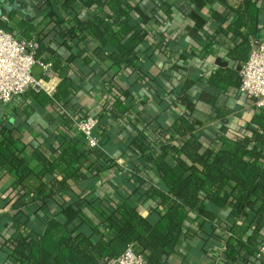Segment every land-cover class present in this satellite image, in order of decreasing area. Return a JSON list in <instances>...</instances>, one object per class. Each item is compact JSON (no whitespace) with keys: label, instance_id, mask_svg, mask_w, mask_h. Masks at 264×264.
I'll use <instances>...</instances> for the list:
<instances>
[{"label":"trees","instance_id":"1","mask_svg":"<svg viewBox=\"0 0 264 264\" xmlns=\"http://www.w3.org/2000/svg\"><path fill=\"white\" fill-rule=\"evenodd\" d=\"M202 1L223 4L237 16L228 25L233 39L227 54L231 60L237 62L236 67L234 70L219 69L209 76V81L220 87L230 83L238 84L240 66L248 58L251 41L258 38L259 8L253 0ZM8 2L10 5L0 2V14L4 13L13 18L15 12L19 11L24 15V10L16 7L14 0ZM34 2L37 5H50L51 19L59 15L55 5H60L58 10L63 11L64 19L69 25L56 31L59 43H68L74 49L80 36L86 34L97 42L94 50L99 62L116 64L121 70L129 72L126 77L139 75L146 83L149 80L150 87H158V75L151 77L146 68L145 58L152 60L154 57L148 40L162 41L169 48L172 45L166 40L163 41L160 33L152 32L153 37H150L142 21L169 17L170 6L167 2L154 0L158 8L150 14L144 11L147 15L140 10V0ZM80 9L86 12L79 15ZM137 12L142 14L140 19L134 17ZM210 17L209 20L214 25L224 21L222 14L215 10L210 11ZM21 25L27 29L23 33L25 37H31L33 32L37 35V57L43 51H50L42 42V32L35 31L24 16ZM0 28L12 31L2 21ZM215 33L216 29L214 35ZM81 63L84 65L86 62L82 59ZM106 80L110 84L108 91H115L106 110L114 118L122 117L130 110L126 96L132 89L117 87L116 82L109 77ZM162 81L163 84L166 82L164 79ZM77 89V81L63 79L52 97H48L41 90L36 92L28 89L24 94L34 97L41 105L54 102L65 106ZM173 95V102H177V99L181 102L190 100L184 86L175 88ZM101 117L99 115L100 122ZM252 123L256 126L252 136L238 139L222 136L221 146L216 150L201 145L198 136L194 134L196 125L185 112H179L169 127L160 126L150 137L140 134L134 140L141 150V156L131 166L133 183L123 180L127 185V195L115 206L90 194H85L77 201H65L60 194L68 190L69 179L85 177L80 171L81 158L93 159L94 170L89 177L97 176L111 166L113 160L103 155L105 145L103 137L97 131L98 148L88 147L81 150L62 139L57 153L53 152L56 153L54 156H47L37 149L27 156L17 146L10 130L3 129L0 140V168L10 172L14 176V182L9 193L0 201L3 203L0 224L6 225L10 222L12 230L9 235L0 239V249L3 250L0 255L3 262L0 260V264H100L104 259L119 256L130 245L135 252L144 254L148 264H163L174 253L180 238L192 233L187 225L191 214L199 218L200 227L203 225L202 241L209 245L221 241L226 262L243 264L240 252L258 251L259 245L264 242V236L257 231L258 225L255 231L244 237L252 223L255 221L258 224L264 214V109L253 115ZM179 138L181 140L178 143ZM252 140L255 145L249 147ZM31 158L41 163L48 175L46 182L42 181L41 173L30 169ZM154 174H157L158 181L150 183V177ZM145 196L160 198V207L156 209L155 218L142 215L137 210L138 202ZM204 202V207L212 210L226 204L231 205L230 222L225 227L223 238L213 233L212 221L207 224L201 217L205 209ZM53 204H57L58 209L45 210L33 227L29 225L30 231L24 229L29 223L24 208L38 213V210L49 208ZM85 205L92 209H106L103 219L90 221L84 215ZM248 209L254 211V220L252 223H241V218L247 215ZM205 224L208 229L204 228Z\"/></svg>","mask_w":264,"mask_h":264},{"label":"crops","instance_id":"2","mask_svg":"<svg viewBox=\"0 0 264 264\" xmlns=\"http://www.w3.org/2000/svg\"><path fill=\"white\" fill-rule=\"evenodd\" d=\"M2 1L3 4L10 5L8 0H0ZM140 1L142 3L140 10L145 15L158 8L154 0ZM164 1L170 6L169 17H157L158 21L148 18L146 22L141 19L150 37H153L152 32L160 33L162 40L172 45L169 48L162 41L148 40L154 57L152 60L145 58L147 60L145 62L148 75L151 77L158 75L159 84L154 88L149 86V80L146 83V80L139 75L126 77L125 75L129 72L121 70L116 64L108 61L99 62L94 50L97 42L86 34L80 36L74 49H71L72 46L68 43H59L56 31L69 25L64 19L63 11L58 10L59 4L55 5L59 15L51 19L49 17L50 5L45 6L44 3L37 5L34 0H14L15 6L20 9L22 7L24 10L23 16L26 21L35 31L42 32V42L50 49V51H43L40 58L50 61L51 67L44 70L36 65L32 69V74L43 80L44 88L41 91L48 97H52L63 79L77 81L78 89L65 106L54 102L41 105L34 97L25 94L20 99L15 98L9 103H0V140L2 130L9 129L17 146L24 150L27 156L36 149L47 156H54L62 139L82 150L88 148L84 138L69 128L60 110L64 109L74 113H96L102 116L97 132L103 137L105 145L103 155L113 160L111 166L98 173L97 176L89 177L94 170L93 159L81 158L80 171L85 177L68 180V190L60 193L63 200L77 201L85 194H90L99 200L109 202L111 206L117 205L120 199L127 195V185L123 180L133 183V176L130 174L131 166L141 156V150L134 140L138 139L140 134L150 137L153 131L160 126L169 127L179 112L189 114L196 125L194 134L198 136L201 145L209 149H219L222 136L238 139L243 136H252L256 131L252 117L260 109L254 106L252 98L239 93V83H230L225 87H220L209 81V76L219 69L234 70L236 67L237 62L227 55L233 39L228 25L236 19L235 13L218 2L208 4L202 0ZM253 1L259 8L258 38L264 41V0ZM211 10L221 13L224 21L214 25L209 20ZM85 12L86 10L80 9L79 15ZM23 16L19 11L15 12L13 18L1 13L0 21L11 27L12 32L25 36L23 33L27 29L21 25ZM141 16V13H134L136 18L140 19ZM215 29L217 33L214 35ZM32 36L37 38L35 32ZM82 59L86 62L84 65L81 63ZM217 59L222 64H218ZM107 77L113 79L119 88L132 89L126 96L130 110L122 117L114 118L106 110L109 107L111 96L115 93V91H108L110 84L107 83ZM162 79L166 81L164 84ZM182 86L185 87L190 100L186 102L179 100V102L177 99V102H173L175 101L173 90L180 89ZM180 140L179 138L178 143ZM254 145L255 141L252 140L249 147ZM54 151L56 153H53ZM29 167L33 172L42 174V181H47L48 175L38 160L31 158ZM156 181L158 177L154 174L150 177V183H156ZM13 182L14 176L0 168V201L9 193ZM2 205L3 203L0 202V211ZM159 207L160 198L145 196L138 202L137 210L142 215L155 218L156 209ZM56 209H58L57 204L38 210V213L24 208L29 222L24 229L30 231L29 225L33 227L44 215L45 210L54 211ZM205 209L201 217L208 222L207 224L212 221L213 233L223 238L226 232L225 227L230 222L231 205L226 204L215 210ZM105 210L103 207L92 209L85 205L84 215L90 221L96 222V220L103 219ZM254 215V211L248 209L247 215L242 216L241 223H252ZM198 221L199 218L191 214L187 225L192 233L180 238L174 253L167 257L163 264H228L221 251L223 246L221 241L214 245L202 241L201 227L203 225L200 227ZM207 224L204 225L205 229H208ZM10 226V222L6 225L0 224V239L12 232ZM256 226L257 231L264 236V214L262 221L258 224L255 221L252 223L244 237L255 231ZM2 253L3 250L0 249V255ZM256 253L257 250L253 252L242 250L240 252L241 262H244L243 264H264V258L257 257ZM0 260L3 262L1 256ZM5 264L10 263L5 262ZM100 264H105V262L102 261Z\"/></svg>","mask_w":264,"mask_h":264},{"label":"built area","instance_id":"3","mask_svg":"<svg viewBox=\"0 0 264 264\" xmlns=\"http://www.w3.org/2000/svg\"><path fill=\"white\" fill-rule=\"evenodd\" d=\"M39 47L35 36L29 38L0 28V103H9L28 90L36 92L44 88L43 80L32 74L34 66L46 70L50 61H43L36 56ZM238 91L253 99L254 106L264 109V41L260 38L250 43L248 58L241 64ZM69 128L79 133L87 147L98 148V135L95 133L100 125V114L70 112L60 110ZM119 162V161H118ZM224 246L221 247L223 252ZM257 257L264 258V243L259 246ZM105 264H148L144 254L137 253L128 246L122 254L104 259Z\"/></svg>","mask_w":264,"mask_h":264},{"label":"water","instance_id":"4","mask_svg":"<svg viewBox=\"0 0 264 264\" xmlns=\"http://www.w3.org/2000/svg\"><path fill=\"white\" fill-rule=\"evenodd\" d=\"M217 63H218V64H222V62H221L219 59H217Z\"/></svg>","mask_w":264,"mask_h":264}]
</instances>
